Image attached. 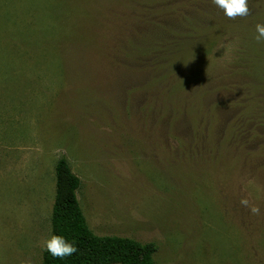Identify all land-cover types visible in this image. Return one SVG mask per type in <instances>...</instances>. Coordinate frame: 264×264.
Listing matches in <instances>:
<instances>
[{
    "label": "rangeland",
    "instance_id": "374dc122",
    "mask_svg": "<svg viewBox=\"0 0 264 264\" xmlns=\"http://www.w3.org/2000/svg\"><path fill=\"white\" fill-rule=\"evenodd\" d=\"M182 15L215 26L162 80L138 50ZM257 23L212 0H0V264L41 263L60 157L95 234L155 242L154 264H264Z\"/></svg>",
    "mask_w": 264,
    "mask_h": 264
},
{
    "label": "trees",
    "instance_id": "16d2710c",
    "mask_svg": "<svg viewBox=\"0 0 264 264\" xmlns=\"http://www.w3.org/2000/svg\"><path fill=\"white\" fill-rule=\"evenodd\" d=\"M257 1L259 5L253 6L254 3L257 4L256 1L249 0L251 14L247 19L252 22L255 19L264 20V0ZM201 14L209 16V12ZM201 21V17L195 20L191 16L182 15L179 20L181 28L178 29V37L165 39L162 48H153L149 42L147 45L149 47L138 50L147 56L157 58L156 61H152L153 69L162 80H167L179 63L185 60L192 46L204 42L207 36H211L210 30L215 26L214 22L204 27L201 26ZM193 23L199 26L198 32H195ZM161 51L164 54H160ZM79 184L80 180L72 172L67 159L58 158L55 163V196L51 213L52 235L65 236L74 242L79 250L61 260L52 257L44 249L40 264H154L153 257L158 248L155 242H140L126 236H100L92 232L77 199L76 191Z\"/></svg>",
    "mask_w": 264,
    "mask_h": 264
},
{
    "label": "clouds",
    "instance_id": "9594fccd",
    "mask_svg": "<svg viewBox=\"0 0 264 264\" xmlns=\"http://www.w3.org/2000/svg\"><path fill=\"white\" fill-rule=\"evenodd\" d=\"M212 3L221 9L229 20L244 18L251 14L249 0H212ZM255 31V40L258 43L264 42V23H257L255 25ZM240 203L242 206L248 208L253 215H260V207L252 204L247 197L242 198ZM42 247L52 257L61 260L74 255L79 250L74 242L69 241L65 236L59 234L52 235L46 239ZM23 264H32V261L29 259L24 261Z\"/></svg>",
    "mask_w": 264,
    "mask_h": 264
}]
</instances>
